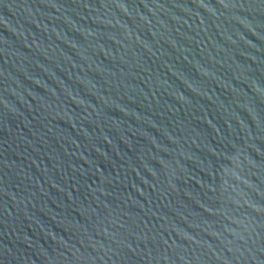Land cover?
I'll return each instance as SVG.
<instances>
[{
	"label": "water",
	"instance_id": "1",
	"mask_svg": "<svg viewBox=\"0 0 264 264\" xmlns=\"http://www.w3.org/2000/svg\"><path fill=\"white\" fill-rule=\"evenodd\" d=\"M0 264H264V0H0Z\"/></svg>",
	"mask_w": 264,
	"mask_h": 264
}]
</instances>
